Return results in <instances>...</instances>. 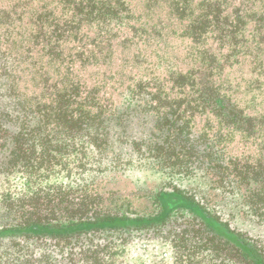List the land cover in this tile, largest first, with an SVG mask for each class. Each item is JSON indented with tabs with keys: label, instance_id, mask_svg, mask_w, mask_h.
<instances>
[{
	"label": "trees",
	"instance_id": "trees-1",
	"mask_svg": "<svg viewBox=\"0 0 264 264\" xmlns=\"http://www.w3.org/2000/svg\"><path fill=\"white\" fill-rule=\"evenodd\" d=\"M197 111L264 142V0H0V264H116L80 238L181 208L187 259L264 264V155L192 149ZM165 171L198 199L161 190L133 217L101 189Z\"/></svg>",
	"mask_w": 264,
	"mask_h": 264
},
{
	"label": "rangeland",
	"instance_id": "rangeland-1",
	"mask_svg": "<svg viewBox=\"0 0 264 264\" xmlns=\"http://www.w3.org/2000/svg\"><path fill=\"white\" fill-rule=\"evenodd\" d=\"M187 119L190 121L188 124L185 122ZM179 122L189 126L188 138L190 143L188 146L192 149H206L208 151L214 148L224 154L226 160L238 159L241 164L255 163L264 155V142L252 144L245 137L246 134L232 129L223 128L219 131L218 127L222 124L217 125L219 121L213 114L197 111L193 117H185ZM137 123V119H134L133 124L137 126ZM136 128L142 131V126ZM138 135H141V132ZM179 175L170 174L168 171L160 174L139 175L140 181L138 182L135 180H120L115 184L103 182L101 189H112V191L119 192L113 201L117 203L116 208L112 210L114 213L133 217H147L159 212L156 194L161 190L176 191L191 197L194 196L185 190L187 180ZM190 180L193 181V179H188V181ZM146 188L150 189L152 193H144ZM194 197L198 199L197 195ZM210 209L214 211V209L218 210L219 208L210 205ZM190 216L191 214L186 209H176L172 221L164 227L131 232L96 233V237L88 234L83 235L78 243L89 247H95L91 245L92 243L102 244L101 246L106 244L108 248L105 251H110L107 256H111L110 258L116 264H218L222 259L223 264H226L228 260H226L224 253L214 257L212 255L206 256V251H204L201 254L196 253L194 258L187 259L188 248L179 236V231L187 226ZM231 223L237 225L235 222L231 221ZM39 248L49 250L48 247L39 246ZM216 257L218 258L216 259Z\"/></svg>",
	"mask_w": 264,
	"mask_h": 264
}]
</instances>
